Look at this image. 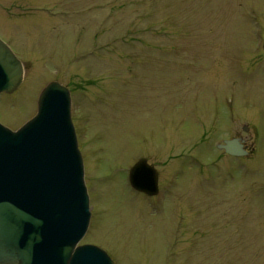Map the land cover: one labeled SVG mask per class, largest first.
Segmentation results:
<instances>
[{"label":"rangeland","instance_id":"rangeland-1","mask_svg":"<svg viewBox=\"0 0 264 264\" xmlns=\"http://www.w3.org/2000/svg\"><path fill=\"white\" fill-rule=\"evenodd\" d=\"M0 38L25 67L3 124L48 81L71 90L80 243L116 264H264V0H0ZM233 130L248 155L216 147ZM140 156L167 177L158 197L129 184Z\"/></svg>","mask_w":264,"mask_h":264},{"label":"water","instance_id":"water-1","mask_svg":"<svg viewBox=\"0 0 264 264\" xmlns=\"http://www.w3.org/2000/svg\"><path fill=\"white\" fill-rule=\"evenodd\" d=\"M23 74L22 61L0 38V93L15 91ZM217 147L248 153L240 137ZM128 181L148 195L158 192V171L146 157L131 165ZM90 214L70 90L51 80L29 120L16 130L0 122V264H115L100 246L79 244Z\"/></svg>","mask_w":264,"mask_h":264},{"label":"flooded vegetation","instance_id":"flooded-vegetation-1","mask_svg":"<svg viewBox=\"0 0 264 264\" xmlns=\"http://www.w3.org/2000/svg\"><path fill=\"white\" fill-rule=\"evenodd\" d=\"M232 115H235V114H232ZM215 132H216V130H212L211 133H215ZM231 137H240L243 140L244 146H246V148L249 149V145L247 144V140L248 139L246 137H243L237 130H233L232 133L228 137H226V138H231ZM224 139L225 138L222 139V142L224 141ZM221 150L224 152V154H226L223 149H221ZM149 162L152 163L155 166V164L153 162H151V161H149ZM165 181H167V177L165 179V176H163V174H161V172L158 171V187H159V193L161 192L162 187L165 185V183H166ZM168 181H169V179H168ZM169 183H171V181H169ZM150 197H154V196H150Z\"/></svg>","mask_w":264,"mask_h":264}]
</instances>
